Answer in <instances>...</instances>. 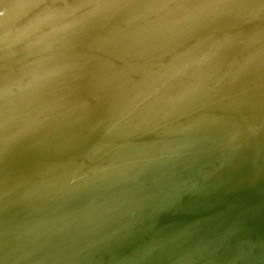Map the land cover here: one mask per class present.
I'll return each instance as SVG.
<instances>
[{"label":"water","instance_id":"95a60500","mask_svg":"<svg viewBox=\"0 0 264 264\" xmlns=\"http://www.w3.org/2000/svg\"><path fill=\"white\" fill-rule=\"evenodd\" d=\"M0 264H264V0H0Z\"/></svg>","mask_w":264,"mask_h":264}]
</instances>
